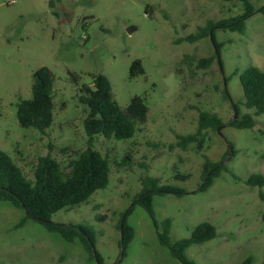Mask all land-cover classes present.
Returning a JSON list of instances; mask_svg holds the SVG:
<instances>
[{"label": "rangeland", "instance_id": "rangeland-1", "mask_svg": "<svg viewBox=\"0 0 264 264\" xmlns=\"http://www.w3.org/2000/svg\"><path fill=\"white\" fill-rule=\"evenodd\" d=\"M252 2L257 12L246 20L244 33L215 30L221 44L217 54L211 36L182 39L198 33L209 20L242 13L241 2L0 0V148L29 178L39 157L50 155L68 171L70 162L88 147L87 111L78 94L81 86L94 81L93 74L107 75L123 109L135 95L146 98L148 120L134 137L97 135L93 140L94 148L111 162L110 184L87 202L52 215L54 222L93 226L104 264H182L159 243L154 221L141 204L128 217L134 239L126 251L120 244L121 214L142 190L146 176L186 190L154 197L159 224L167 217L173 220V241L190 236L204 221L217 227L215 238L188 248L190 258L199 264H243L253 256L251 264H264V187L245 182L252 173L264 174V113L255 116L253 128L233 126L240 114L235 115L223 92L228 88L241 114L253 112L244 104L239 77L250 65L264 70V15L258 10L264 0ZM186 55L214 59L202 67ZM136 59L145 72L131 77ZM41 66L55 73V119L45 132L23 127L17 118V102L31 98L34 72ZM200 110L217 113L222 128L204 130L201 149L197 143L186 150L175 146L177 134L197 130ZM205 156L224 160L230 171L223 170L200 191ZM177 173L190 177L177 179ZM24 214L0 201V264H99L79 239L67 241L33 218L22 224Z\"/></svg>", "mask_w": 264, "mask_h": 264}, {"label": "trees", "instance_id": "trees-1", "mask_svg": "<svg viewBox=\"0 0 264 264\" xmlns=\"http://www.w3.org/2000/svg\"><path fill=\"white\" fill-rule=\"evenodd\" d=\"M226 1L241 2L244 7L243 12L218 21L209 20L206 25L199 28L198 33L187 35L182 40L193 42L206 36H212L217 54H219L221 44L216 41L215 30L217 28L244 33L246 20L257 12L256 7L252 0ZM258 10L264 15V4ZM186 58L191 61L197 60L193 55H186ZM213 59V57L200 58L197 60L198 65L207 67ZM144 72L141 59L134 60L130 71L131 77ZM235 74H238V71H235ZM72 76L76 80L80 78L77 73H72ZM93 76L94 81L81 86L78 94L79 102L85 106L87 111L84 127L89 136L88 147L70 162L68 171L50 155L39 157L33 178H29L11 156L0 148V201L8 202L24 210L22 224L29 218H33L44 224L47 230L59 233L67 241L73 242L79 239L89 256L96 259L99 264H104L103 257L96 250L97 231L93 226L54 222L52 215L61 209L72 208L87 202L95 192L110 184L111 162L106 155L94 148L93 140L97 135L119 140L134 137L139 130V125L148 120L149 106L145 97L135 95L131 98L127 108L123 109L114 98L112 84L107 75L99 72ZM239 77L245 95L244 104L247 108L253 109V112L241 114L240 106L233 101L228 88L223 90L224 97L230 100L233 106L236 105L240 114L238 119L232 120V125L237 128H253L257 123L255 116L264 113V70L259 66L250 65L239 74ZM226 80L228 82V79ZM54 83L55 73L48 66H41L34 72L31 98H21L17 102V118L21 126L36 128L41 132H45L52 126L55 119ZM222 123V118L217 113L200 110L197 130L194 133L177 134L175 146L186 150L190 144L197 143L198 148L201 149L205 141L204 130L209 128L216 130ZM223 170L230 171L224 160L216 162L209 156H205L202 169L203 182L197 190L208 189ZM189 177L190 174L187 173L176 174V178L181 180ZM234 177L239 179L236 174ZM245 182L252 187L263 188L264 174L252 173ZM164 193L182 195L186 193V190L174 184H162L159 177L146 176L143 179L142 190L121 214L120 228L125 215L121 228L124 236V250L126 251L135 237V228L128 222V217L136 205L141 204L154 221L159 243L182 264H199L188 256L187 250L194 244L215 238L217 227L209 221H204L194 228L190 236L173 241L171 238L172 218L167 217L159 224L155 217L154 197ZM261 197L264 200L263 193ZM120 244L122 245V239ZM252 261L253 256H249L243 264H251Z\"/></svg>", "mask_w": 264, "mask_h": 264}, {"label": "water", "instance_id": "water-1", "mask_svg": "<svg viewBox=\"0 0 264 264\" xmlns=\"http://www.w3.org/2000/svg\"><path fill=\"white\" fill-rule=\"evenodd\" d=\"M133 30V27L132 28H130L129 29V31H132ZM211 33V35H212V31L210 32ZM211 38H212V36H211ZM213 39V38H212ZM218 58L220 59V56L218 55ZM234 108H235V111H236V116L238 115V111H237V108H236V105L234 104ZM237 118V117H236ZM222 126L223 125H220L219 127H218V130H220L221 128H222ZM124 219H125V215L123 216V218H122V222H121V228L123 227V222H124ZM262 219H263V221H264V212H263V215H262ZM123 244H124V236H123V233H122V248L124 249V246H123ZM94 251H95V248H94ZM95 255H96V252H95Z\"/></svg>", "mask_w": 264, "mask_h": 264}]
</instances>
